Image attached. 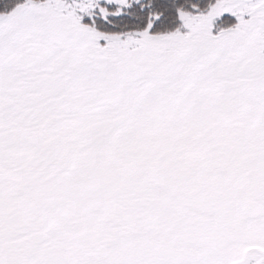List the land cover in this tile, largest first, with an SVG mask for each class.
Masks as SVG:
<instances>
[{"label": "snow or ice", "instance_id": "obj_1", "mask_svg": "<svg viewBox=\"0 0 264 264\" xmlns=\"http://www.w3.org/2000/svg\"><path fill=\"white\" fill-rule=\"evenodd\" d=\"M0 264H264V0H0Z\"/></svg>", "mask_w": 264, "mask_h": 264}]
</instances>
